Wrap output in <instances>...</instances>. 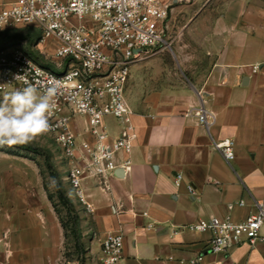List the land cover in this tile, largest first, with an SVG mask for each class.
Masks as SVG:
<instances>
[{
  "label": "crops",
  "instance_id": "0c3cea01",
  "mask_svg": "<svg viewBox=\"0 0 264 264\" xmlns=\"http://www.w3.org/2000/svg\"><path fill=\"white\" fill-rule=\"evenodd\" d=\"M183 34L171 49L176 58L160 53L132 66L125 88L135 134L130 168L105 186L85 183L93 211L79 210L82 226L90 224L97 241L122 231L124 264L262 263L264 224L255 243L217 254L206 251L208 232L186 226L213 216L240 222L264 204V0H203ZM200 107L210 113L206 126L197 121ZM73 125L83 131V118ZM104 127L117 137L123 124L109 116ZM224 139L233 141L230 161L214 147ZM29 163L0 151V264L2 243L11 242L23 251L37 246L39 264L50 261L47 194V203L28 192L19 203L2 188L4 180L18 187L27 179ZM15 208L26 211L21 220L10 214Z\"/></svg>",
  "mask_w": 264,
  "mask_h": 264
},
{
  "label": "built area",
  "instance_id": "2783aa9c",
  "mask_svg": "<svg viewBox=\"0 0 264 264\" xmlns=\"http://www.w3.org/2000/svg\"><path fill=\"white\" fill-rule=\"evenodd\" d=\"M184 1L188 0H0V29L35 28L38 35L32 47L49 60L40 63L32 52L20 48L2 50L0 92L30 85L41 94L53 91L45 134L58 150L61 181L73 189L77 209L93 211L84 190L87 181L105 186L110 176L130 168L126 155L135 137L125 96L130 71L135 63L172 49L169 16ZM195 114L199 124L210 123L205 108ZM76 116L83 118V131L74 129ZM109 116L123 124L117 137L104 127ZM214 147L227 161L234 158L232 140L215 142ZM188 190L193 187L188 185ZM263 224L264 204L258 203L256 211L240 222L213 216L186 227L208 232L206 251L217 254L255 243ZM98 242L100 264H124L122 231L108 232ZM203 254L191 262L202 261Z\"/></svg>",
  "mask_w": 264,
  "mask_h": 264
},
{
  "label": "rangeland",
  "instance_id": "374dc122",
  "mask_svg": "<svg viewBox=\"0 0 264 264\" xmlns=\"http://www.w3.org/2000/svg\"><path fill=\"white\" fill-rule=\"evenodd\" d=\"M202 2L203 0L184 1L179 3L176 9L170 13V34L174 36L172 48L178 42L185 41L183 32L187 25L188 15L194 10H197ZM37 35L38 32L33 27L18 26L0 29V56L2 50H6L5 52H7V48L13 47L20 48L25 52H32L36 60L40 63L49 62L45 57V54L32 47ZM162 53H164V57L169 60L176 58L171 50H165ZM152 57L154 56L149 58ZM6 94L7 93L0 92V100H2L3 96ZM0 151H3L6 154H14L20 159L24 158L30 162L28 165L29 169L33 167L32 170H28L29 176L27 179H18V187L15 183H12L11 186V183L9 182L10 180H4L5 186H2V188L6 193H9L15 201L19 200V203L26 202L27 192L37 201L47 203L42 197V192L47 194L49 200L48 206L50 207V221L49 225H46L48 229L47 236H49L48 240L50 242L49 264H78L82 257L84 258V264H100L98 241L93 235L94 230L89 229L90 224L82 226L81 216L83 213L81 214V211L79 212V209H77V203L75 205L72 201L73 199L77 202L73 189L68 183H63L52 175V172H59V164L57 162V156L59 153L55 146L52 145L50 137L43 133L32 142L25 145H14L11 147L7 145L0 146ZM47 159L52 165L51 169L48 168ZM59 181L61 183V189L64 190V193L72 201L74 210L79 217V233L77 236L72 232L73 216L75 214L74 211H72V206H70L69 203L63 202L59 195L57 188V183ZM17 190L19 191L18 194ZM12 213L15 215L14 218L19 217L20 220L26 215V211L16 208L10 211V214ZM2 221L5 222V220ZM77 240L81 241L84 245L83 255L77 245ZM21 245L22 244L20 243L15 244L13 242L2 243V264H30L31 261L33 264L40 263L41 260H39V258L42 252L39 251L37 246H35L34 250L30 248L29 251H23L22 248H20ZM8 256L11 258L10 263L6 262Z\"/></svg>",
  "mask_w": 264,
  "mask_h": 264
},
{
  "label": "clouds",
  "instance_id": "9594fccd",
  "mask_svg": "<svg viewBox=\"0 0 264 264\" xmlns=\"http://www.w3.org/2000/svg\"><path fill=\"white\" fill-rule=\"evenodd\" d=\"M53 103L51 89L41 94L31 85L4 95L0 100V146L25 145L46 133Z\"/></svg>",
  "mask_w": 264,
  "mask_h": 264
},
{
  "label": "trees",
  "instance_id": "16d2710c",
  "mask_svg": "<svg viewBox=\"0 0 264 264\" xmlns=\"http://www.w3.org/2000/svg\"><path fill=\"white\" fill-rule=\"evenodd\" d=\"M47 162H48V168L51 169L52 168V165L49 163L48 159H47ZM52 175L55 177V178H58L60 181H61V178H60V174L59 172H52ZM60 181L57 183V188H58V191H59V195L60 197L62 198L63 202L65 203H69L70 206H72V211H74V216H73V229H72V232L74 233L75 236H77V234L79 233V229H78V214L77 212L74 210V206L72 204V201L70 200V198H68V196L64 193V190L61 189V183ZM77 238V237H76ZM77 245L79 246L80 248V251H81V254L83 255L84 254V245L81 241H78L77 240ZM78 264H84V258L82 257L81 260L79 261Z\"/></svg>",
  "mask_w": 264,
  "mask_h": 264
}]
</instances>
